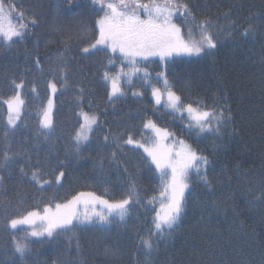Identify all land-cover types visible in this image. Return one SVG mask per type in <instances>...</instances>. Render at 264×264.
Returning a JSON list of instances; mask_svg holds the SVG:
<instances>
[{
	"label": "trees",
	"instance_id": "obj_1",
	"mask_svg": "<svg viewBox=\"0 0 264 264\" xmlns=\"http://www.w3.org/2000/svg\"><path fill=\"white\" fill-rule=\"evenodd\" d=\"M182 2L197 24L209 23L217 41L213 55L140 61L143 70L131 83L123 78L125 94L110 100L104 71L115 75L131 67L122 59L109 65L108 56L118 54L83 53L98 32V6L91 0H11L15 23L29 28L22 41L0 43V264H264V0ZM20 12L23 21L17 19ZM174 22L186 35L191 25L183 17ZM165 78L185 104L222 109L226 117L230 110L231 120L218 136L198 138L187 128L186 113L182 120L163 101L155 104L152 88L163 91ZM19 83L22 88H16ZM16 93L24 105L13 128L3 101ZM49 99L50 129L40 123ZM81 111L98 122L77 153ZM148 120L172 133L166 144L177 142L176 148L183 140L209 160L210 186L191 176L185 212L164 236L154 235L152 224L160 173L142 148L125 142L131 136L151 143L154 133L144 128ZM60 172L64 176L56 183ZM133 188V200L140 203L133 202L124 221L79 225L54 238L32 237L28 225L8 226L11 218L42 214L80 192L113 202ZM144 239L153 243L150 254ZM14 240L27 242L24 256L15 251Z\"/></svg>",
	"mask_w": 264,
	"mask_h": 264
},
{
	"label": "snow or ice",
	"instance_id": "obj_2",
	"mask_svg": "<svg viewBox=\"0 0 264 264\" xmlns=\"http://www.w3.org/2000/svg\"><path fill=\"white\" fill-rule=\"evenodd\" d=\"M94 8L102 15L96 20L98 30L94 42L82 49L83 53L96 54L101 51L119 54L108 56V64L112 65L117 59H122L131 67V72H125L123 68L115 75L108 69L104 71V79L110 84L109 99H119L124 93L122 88L123 78L131 83V76L141 72L140 61H147L150 57H159L166 62L173 56H201L213 55V50L217 48V41L209 31L207 21L195 22V17L189 5L182 0H91ZM15 6L8 0H0V43L11 46L25 38L28 23H13V12ZM178 17L184 18V23L191 25L187 29V34L182 33L181 26L174 20ZM20 21L25 19L23 12L17 17ZM32 24L36 21L32 20ZM39 62L37 61V64ZM63 72L64 69L60 68ZM144 71V77H148ZM158 73V76H162ZM165 88H152V96L156 105L164 106L171 110V113L180 114L181 119H185L187 114V128L194 131L198 138L202 134L209 133L218 136L222 127L228 120H231L230 110L226 117L222 109L215 107L201 106L197 104H185L181 97L177 95L164 79ZM23 83L16 84V88H22ZM52 92L57 91L55 83H49ZM35 90V89H33ZM139 95V93H134ZM166 95V99H165ZM7 105V122L11 127L16 126L20 119L24 100L19 93L3 101ZM52 101L49 99L48 106L42 111L41 125L44 128L52 127ZM80 116L83 123L79 125L76 132V151L79 153L82 144L89 140L93 131V126L97 125L98 118L94 114L81 111ZM145 129H150L154 133L151 143H140L131 136L125 141L127 144H135L142 148L150 158L160 173L162 191L160 192L159 209L155 212L152 224L155 229L154 235L164 236L171 234L179 225L181 217L187 207L188 197L186 193L191 191V176L195 174L205 185L210 186L207 174L209 160L206 156L198 154L192 147L183 140L178 141V149L173 145H168L165 141L172 136L166 129L157 127L152 121L144 123ZM107 139V137H105ZM7 158V157H6ZM64 176L60 172L56 177V183ZM36 179V174L33 173ZM39 183V180H37ZM44 183H49L44 181ZM133 192L126 198L119 201L110 202L93 192H80L74 195L66 203H57L55 209L45 207L43 213L39 211H28L26 215L11 218L8 226L16 230L20 225H28L32 228L29 235L32 237L54 238L61 232L72 231L79 225L107 224L110 225L117 218L124 221L129 215L133 202L135 201ZM260 199V198H258ZM156 197L149 200V204H154ZM99 206V207H98ZM37 221L39 224L37 225ZM146 254L153 250L151 239L142 241ZM15 251L24 256L28 250L26 241L14 240Z\"/></svg>",
	"mask_w": 264,
	"mask_h": 264
},
{
	"label": "rangeland",
	"instance_id": "obj_3",
	"mask_svg": "<svg viewBox=\"0 0 264 264\" xmlns=\"http://www.w3.org/2000/svg\"><path fill=\"white\" fill-rule=\"evenodd\" d=\"M13 23H15V21H14V19H13ZM118 54V53H117ZM119 55V54H118ZM152 58H158L159 59V57H150L149 59H152ZM124 61V60H123ZM125 63H127L126 61H124ZM130 72V71H129ZM111 90V89H110ZM165 99H166V95H165ZM176 144V143H175ZM178 145V144H177ZM178 147H179V145L178 146H176V148L178 149ZM66 203V202H65ZM53 210L55 209V208H52Z\"/></svg>",
	"mask_w": 264,
	"mask_h": 264
}]
</instances>
